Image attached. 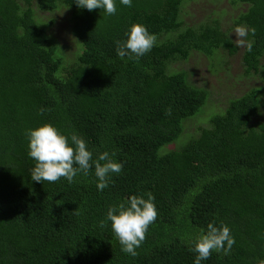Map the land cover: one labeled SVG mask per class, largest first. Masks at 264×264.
Here are the masks:
<instances>
[{
	"label": "trees",
	"instance_id": "16d2710c",
	"mask_svg": "<svg viewBox=\"0 0 264 264\" xmlns=\"http://www.w3.org/2000/svg\"><path fill=\"white\" fill-rule=\"evenodd\" d=\"M186 1L133 0L129 8L117 0L106 16L74 0H0V264H194V242L211 222L226 224L236 243L202 264H264V118L254 121L264 92V0H230L245 7L234 24L255 29L242 63L263 86L230 98L210 127L168 148L210 96L171 64L193 52L241 50L218 18L185 25ZM55 10L70 14L76 47L50 32L55 19L38 20ZM134 23L157 35L156 46L121 58L115 42ZM45 123L82 136L94 159L114 152L123 171L103 191L94 168L71 183L33 181L25 130ZM149 192L158 216L133 257L106 213Z\"/></svg>",
	"mask_w": 264,
	"mask_h": 264
},
{
	"label": "clouds",
	"instance_id": "9594fccd",
	"mask_svg": "<svg viewBox=\"0 0 264 264\" xmlns=\"http://www.w3.org/2000/svg\"><path fill=\"white\" fill-rule=\"evenodd\" d=\"M118 2L125 7L133 6V0ZM74 3L78 8L88 11L100 9L106 16L117 13V0H74ZM234 33L237 36V45L246 46L247 50L251 51L253 44L248 37L250 33L254 35L255 29L237 26ZM115 43L119 57L139 59L156 46L157 35L150 32L146 25L134 23L126 33V39L117 40ZM44 111L46 109H40L41 113ZM25 136L28 140V155L35 161L30 173L31 179L35 182H56L64 178L71 183L78 174L88 175L94 168L96 187L103 191L109 187L112 175H118L123 171L124 164L115 159L114 152L104 151L94 159L93 151L82 136L76 133L65 135L51 123L26 129ZM157 216L155 196L149 192L146 197L132 195L126 201L110 206L106 213V221L111 222L121 251L134 257L146 238L149 226L157 220ZM104 223L102 222V226ZM235 243V237L226 224L217 226L214 222L208 223L206 230H202L194 242L192 248L196 253L194 264H202V261L207 260L214 251L227 255Z\"/></svg>",
	"mask_w": 264,
	"mask_h": 264
},
{
	"label": "rangeland",
	"instance_id": "374dc122",
	"mask_svg": "<svg viewBox=\"0 0 264 264\" xmlns=\"http://www.w3.org/2000/svg\"><path fill=\"white\" fill-rule=\"evenodd\" d=\"M239 9L244 10L242 5H233L230 0H189L182 7L181 19L185 25L200 26L206 22L218 18L220 25L225 30H230L235 44L237 36L234 33L236 25L234 19L238 16ZM37 18L41 22L55 19V25L50 30L64 46L73 45L70 14L66 10L39 11ZM238 46V45H237ZM239 52L229 55L223 50H217L212 55L193 52L186 60L176 62L173 69L184 70L188 81L198 87L209 89L210 96L200 112L189 117L183 122V134L168 148L180 147L196 137L201 127H210V118L226 109L228 100L241 96L253 87L263 86L262 81L254 75H246L242 63L243 46ZM261 108L259 118H264V92L260 95Z\"/></svg>",
	"mask_w": 264,
	"mask_h": 264
}]
</instances>
